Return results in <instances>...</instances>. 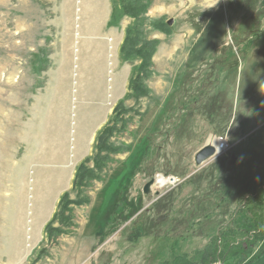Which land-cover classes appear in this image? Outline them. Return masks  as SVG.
I'll return each instance as SVG.
<instances>
[{
  "label": "rangeland",
  "instance_id": "rangeland-1",
  "mask_svg": "<svg viewBox=\"0 0 264 264\" xmlns=\"http://www.w3.org/2000/svg\"><path fill=\"white\" fill-rule=\"evenodd\" d=\"M145 1L142 38L157 45L138 98V61L119 55L132 20L108 25L112 0L98 23L94 0H0V264L198 261L263 163L264 0ZM119 102L106 141L117 151H96ZM220 137L231 149L197 165ZM86 159L94 179L72 190ZM64 193L84 203L47 238ZM247 261L264 264V241Z\"/></svg>",
  "mask_w": 264,
  "mask_h": 264
},
{
  "label": "trees",
  "instance_id": "trees-1",
  "mask_svg": "<svg viewBox=\"0 0 264 264\" xmlns=\"http://www.w3.org/2000/svg\"><path fill=\"white\" fill-rule=\"evenodd\" d=\"M110 21L112 25L122 17L132 20L124 33L122 43L119 47V55L124 61L137 60L138 65L132 70L127 83L129 95L135 97H145L147 90L142 84V78L147 76L148 67L151 64L152 56L155 53L157 43L146 41L142 38L140 25L143 16L147 11L148 4L145 0H112ZM160 32H167L166 27L161 24L154 26ZM263 35V33L261 34ZM122 103L119 102L112 110L111 120L100 130L95 138V150L99 152L116 153L106 143L107 138L114 129V123L122 114ZM103 158L93 157L94 169L101 170ZM89 159L82 161L75 169L72 180V190L83 187L86 181L94 179V171L87 167ZM84 200L71 201L67 193H64L58 200L56 212L44 228L45 236L50 238L52 232L56 231L52 225L68 220L65 213H69L70 205H81ZM122 207L121 200L114 205L112 213L116 214ZM118 210V211H116ZM132 240L138 238V233L134 232L130 236ZM264 241V161L260 167L253 171L243 193L239 196L236 208L231 214L229 221L218 233L210 239L202 250L195 253L198 261L181 255L173 258L170 262L163 261L160 264H253L254 261H247L252 249Z\"/></svg>",
  "mask_w": 264,
  "mask_h": 264
},
{
  "label": "bare ground",
  "instance_id": "bare-ground-1",
  "mask_svg": "<svg viewBox=\"0 0 264 264\" xmlns=\"http://www.w3.org/2000/svg\"><path fill=\"white\" fill-rule=\"evenodd\" d=\"M95 2H96V4H97V6H98V8H97V10H96V13H95V15H92V17L95 19V23L97 22H100L102 19H103V17H105V13H106V9H105V7H102V4H101V2H105V0H94ZM100 2V3H99ZM26 18V17H25ZM101 39V38H100ZM103 39V38H102ZM101 39V40H102ZM99 41V40H98ZM103 41V40H102ZM102 44V43H101ZM106 51V50H105ZM102 52V51H101ZM104 53V52H103ZM69 62H68V60H65V62H64V65H63V69L65 70V71H67V73L64 71V73H66L67 74V76L69 77V74H68V72L70 71V69H69ZM10 74V73H9ZM68 77H63V78H61L60 79V81H59V86L61 87L62 86V88L63 87H65L66 86V88H67V91H68V89H69V78ZM62 84V85H61ZM116 87H118V81H116ZM66 90L64 91L65 92V95H64V101L65 102H67V100H68V93L69 92H67ZM62 92V91H61ZM60 92V93H61ZM62 94V93H61ZM62 96V95H61ZM58 129V128H57ZM56 128H55V130H57ZM56 136V135H55ZM163 181V180H162ZM162 181H160V182H162ZM164 184V183H163ZM162 186V185H161Z\"/></svg>",
  "mask_w": 264,
  "mask_h": 264
},
{
  "label": "water",
  "instance_id": "water-1",
  "mask_svg": "<svg viewBox=\"0 0 264 264\" xmlns=\"http://www.w3.org/2000/svg\"><path fill=\"white\" fill-rule=\"evenodd\" d=\"M168 25L171 24V22L167 23ZM215 153V149L213 146H205L202 148L196 155H195V163L197 165L202 164L205 160L211 158ZM152 183V182H151ZM150 183V184H151ZM148 186H145L144 192H147Z\"/></svg>",
  "mask_w": 264,
  "mask_h": 264
},
{
  "label": "built area",
  "instance_id": "built-area-1",
  "mask_svg": "<svg viewBox=\"0 0 264 264\" xmlns=\"http://www.w3.org/2000/svg\"><path fill=\"white\" fill-rule=\"evenodd\" d=\"M215 152L216 154L226 153L231 149V146L226 138L220 137L216 141Z\"/></svg>",
  "mask_w": 264,
  "mask_h": 264
},
{
  "label": "crops",
  "instance_id": "crops-1",
  "mask_svg": "<svg viewBox=\"0 0 264 264\" xmlns=\"http://www.w3.org/2000/svg\"><path fill=\"white\" fill-rule=\"evenodd\" d=\"M10 86H11L12 90L15 91V88H16V87H14V84H12V85L10 84ZM11 88H10V90H11ZM9 106H10V105H9ZM10 107H11V106H10ZM13 132H14V131H13ZM12 144H13V143H12Z\"/></svg>",
  "mask_w": 264,
  "mask_h": 264
}]
</instances>
